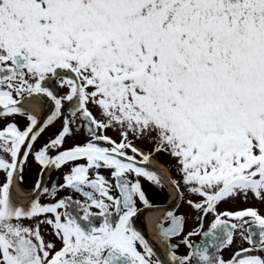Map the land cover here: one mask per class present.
I'll return each instance as SVG.
<instances>
[{"label":"snow or ice","instance_id":"1","mask_svg":"<svg viewBox=\"0 0 264 264\" xmlns=\"http://www.w3.org/2000/svg\"><path fill=\"white\" fill-rule=\"evenodd\" d=\"M50 78L67 95L45 86ZM34 94L55 104L43 127L20 107ZM63 101H74L71 119L35 160L42 170L86 160L60 186L85 199L41 204L38 193L50 190L38 180L30 203L17 205L11 186L17 172L23 181L21 157L62 115ZM0 106V118L28 120L24 130L15 123L0 130V264H164L152 259L153 248L130 220L137 199L152 207L140 177L161 187L179 182L150 169L152 153L140 152L129 136L150 138L156 153L175 160L187 190L202 198L188 201L202 213L201 229L203 217L227 198L251 193L264 200V0H0ZM77 118L91 138L61 151ZM116 127L119 143L99 134ZM101 168L111 170L119 196ZM49 214L40 223L52 226L58 248L44 240L39 224L24 223ZM183 224L168 212L159 235L169 241ZM237 233L250 247L225 260L219 253ZM200 234L184 237V255L169 244L170 264H264L252 254L264 252V216L257 210L216 213L194 244L190 237Z\"/></svg>","mask_w":264,"mask_h":264},{"label":"flooded vegetation","instance_id":"2","mask_svg":"<svg viewBox=\"0 0 264 264\" xmlns=\"http://www.w3.org/2000/svg\"><path fill=\"white\" fill-rule=\"evenodd\" d=\"M44 84L58 97L67 95L68 89L66 87H61L56 78H50L46 80ZM62 103V115L57 117L56 120L44 128V131L33 143V148L27 159L24 160V158L21 157L23 181L21 182V173L17 172L11 186V199L17 205L27 206L30 203L33 199V191L38 180L42 181V188L47 187L50 190L49 193H43L42 190L38 193V199L41 204H53L58 200L67 197H71L73 201L81 202L85 199L80 193L75 192L70 188H62L60 186L64 184L63 178L66 174L70 173L72 167L76 164H86V160L69 162L68 164L63 165L60 169H56L53 166L46 170H42V166L35 160V152L40 151L46 144L50 143L52 139H55L62 130L64 119H71L70 112L74 106V101H63ZM20 107L25 109L27 114L36 117L40 122L41 127L45 125L48 117L55 111L54 101L46 95L40 94H34L31 97L24 99ZM89 107L94 115H98V110L94 106L90 105ZM0 110H2V106H0ZM10 123H15L20 130H24L28 125L27 116L16 114L0 118V130ZM83 123V121L77 118L76 122L71 124L73 134L70 137L65 138L63 148L60 149L61 151L77 144H84L91 138L82 126ZM120 131L121 130L116 127L103 130L102 133L99 134L107 135L112 140L119 143L121 140ZM129 139L132 140L133 145L137 147L140 152L145 155L150 152L152 153L147 165L150 169L157 170L164 176L179 182V188L164 181H162L161 187L152 184L143 177L139 178L141 187L152 207L145 208L142 202L137 199L136 206L138 211L137 214L131 218L130 223L136 231L140 232L145 237L149 245L153 248L155 255L152 259L154 261L159 259L162 260L164 264H170L168 251L169 244L175 246L174 250L177 255L186 254L188 249L186 245H184L183 239L189 232L199 231L201 233L200 235L190 237L194 244H199L203 239V231L208 230L210 224L215 219L216 213H222L225 211L236 212L251 208L257 210L260 215L264 216V200L255 198L251 193H249L246 198L243 194H240V198H242V206L233 205V197L219 202L216 205V213H209L207 216L203 217V228L201 229V220L199 217L202 216V213L191 207L188 201L191 200L198 203L201 202L202 198L187 190V187L183 184L180 174L175 167V160L163 152L156 153L154 151L155 144L150 138L136 139L129 136ZM101 146L111 147V145L104 142H101ZM48 154L55 156L57 150L52 149ZM128 154L132 155L130 150ZM0 155L3 154L0 153ZM5 158L7 159L8 157L5 156ZM139 159L140 157L137 156V160ZM154 164L157 167H154ZM99 172L112 183L113 187L111 194L113 196H119V192L115 188V180L111 176V170L101 168L99 169ZM91 174L92 173H90V175ZM4 179L5 173L0 171V181H3ZM129 179L134 180L135 177H129ZM52 192H54L55 195H52ZM70 210H72L74 214L79 211L75 206ZM92 211L96 212L98 210L92 209ZM168 212H172L176 216H182L184 218V224L183 232L180 235L172 237L169 241H165L159 235L158 224L162 222V218L166 217ZM46 218H51V214H49L48 217L41 216L33 220H25L24 223L33 227L39 224V229L44 240L56 244L58 248L60 242L54 236L52 226L47 223H40V221L45 220ZM114 219H118L115 217V214ZM101 222L102 220L98 218L97 225ZM169 223L170 221H164V227H168ZM241 247L248 248L250 245L241 240L239 233H237L234 243L230 247L224 248L219 254L222 255L225 260H229ZM140 250L143 251V249ZM252 254H259L264 257V252L254 251Z\"/></svg>","mask_w":264,"mask_h":264},{"label":"rangeland","instance_id":"3","mask_svg":"<svg viewBox=\"0 0 264 264\" xmlns=\"http://www.w3.org/2000/svg\"><path fill=\"white\" fill-rule=\"evenodd\" d=\"M233 205L242 206V198H240V195L233 197Z\"/></svg>","mask_w":264,"mask_h":264},{"label":"bare ground","instance_id":"4","mask_svg":"<svg viewBox=\"0 0 264 264\" xmlns=\"http://www.w3.org/2000/svg\"><path fill=\"white\" fill-rule=\"evenodd\" d=\"M154 167H157V166L154 164Z\"/></svg>","mask_w":264,"mask_h":264}]
</instances>
